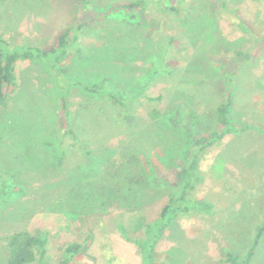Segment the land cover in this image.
Here are the masks:
<instances>
[{"label":"rangeland","instance_id":"1","mask_svg":"<svg viewBox=\"0 0 264 264\" xmlns=\"http://www.w3.org/2000/svg\"><path fill=\"white\" fill-rule=\"evenodd\" d=\"M87 1L84 10L82 0H0V33L13 44L53 45L65 29L82 25L66 64V81L81 86L67 88V113L86 144L73 146L65 137L60 145L62 93L49 66L17 62L16 92L0 108V264L6 238L16 231L47 236V264H60L69 244L80 245L71 264H140L118 226L142 237L168 192L131 209L108 204L105 194L96 203L74 198L99 188L133 156L132 171L146 169L148 160L161 181L171 182L190 140L170 118L192 116L195 132H206L225 97L224 72L237 69L231 122L253 128L227 134L201 153V182L191 195L211 202L213 212L175 217L154 263L225 264L226 252H243L264 218V132L257 130L264 127V0H142L127 12L112 9L134 0ZM91 84L118 92L127 108L87 93L83 85ZM152 107L162 114L156 121L147 117ZM252 264H264V240Z\"/></svg>","mask_w":264,"mask_h":264},{"label":"trees","instance_id":"2","mask_svg":"<svg viewBox=\"0 0 264 264\" xmlns=\"http://www.w3.org/2000/svg\"><path fill=\"white\" fill-rule=\"evenodd\" d=\"M83 8L86 10L89 2L82 0ZM142 0L119 2L112 11L124 10L132 11L143 6ZM221 9L234 13L235 9L225 3H221ZM244 31L246 27L240 25ZM82 25H73L61 32L54 41L53 45L35 46V45H17L10 43L0 33V108L6 109L13 94L16 92V77L14 66L17 62L38 60L47 64L55 76L57 88L61 91V106L64 111L65 122L63 124V137L60 145L64 143L65 137H70L76 144L85 147V143L78 139L73 131L72 123L68 118V93L71 82L66 81V64L69 57V50L76 45L79 35L82 31ZM242 56L241 52L236 53ZM237 69L225 71L226 91L223 100H220L211 113V122L208 130L197 134L194 130L195 120L190 117L189 121H182L179 113L170 118L172 125L179 129L190 140L185 155L183 165L174 175L171 182L161 181L156 170L151 163L146 160V169L138 172L132 171V163L137 159H132L122 163L114 173H109V178L104 179L105 183H100L97 189L83 190L77 193L76 199L89 202H98L99 196L105 194L102 198L108 204L116 203L121 208L131 209L149 204L154 200L161 198L166 190L169 194L167 203L162 207L159 216L146 223L143 226V235L140 238H131L123 229L118 226L123 238L134 244L140 255V264H154L155 250L159 241L164 237L166 230L173 219L182 215H211L213 204L205 199L195 198L191 195L192 189L201 182L199 173V158L201 153L220 142L225 135L238 133L243 130H251L253 127L243 124L241 127L233 124L230 117V109L233 105V89L236 88ZM73 85L81 86L79 83ZM72 85V86H73ZM83 89L89 93L104 98L113 106L120 109H126V100L115 91L106 90L102 85L91 84L83 85ZM156 101L159 98H149ZM161 112L157 108H150L147 111L149 121H156L161 118ZM259 132H264V127L257 128ZM85 150V149H84ZM65 150H62L61 160L65 158ZM136 158V159H135ZM136 170V169H135ZM107 182V184H106ZM86 193L85 196H80ZM75 200V201H76ZM264 240V218L253 229L251 238L246 249L241 253L226 252L225 264H252L254 258ZM48 238L44 233L30 234L27 231H16L9 234L6 238L5 264H47L46 246ZM80 250L79 244H69L63 253V260L60 264H71Z\"/></svg>","mask_w":264,"mask_h":264}]
</instances>
